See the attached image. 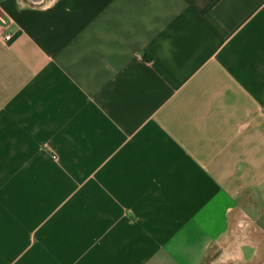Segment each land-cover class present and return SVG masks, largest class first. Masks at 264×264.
<instances>
[{
    "label": "crops",
    "instance_id": "crops-1",
    "mask_svg": "<svg viewBox=\"0 0 264 264\" xmlns=\"http://www.w3.org/2000/svg\"><path fill=\"white\" fill-rule=\"evenodd\" d=\"M261 201L264 0H0V264H255Z\"/></svg>",
    "mask_w": 264,
    "mask_h": 264
},
{
    "label": "rangeland",
    "instance_id": "rangeland-1",
    "mask_svg": "<svg viewBox=\"0 0 264 264\" xmlns=\"http://www.w3.org/2000/svg\"><path fill=\"white\" fill-rule=\"evenodd\" d=\"M259 204L262 208L264 207V201L263 202L261 201ZM244 218L246 220L244 222V224L246 225V227H250L249 228L250 230L254 231V228H257L259 231L258 227H261L260 232H262V230H263V234H260L261 238H262V239H260V243H259L260 255L258 256V258L256 259V262H255V264H259V262L262 261V257L264 255V215L253 216V217H248V218L244 217ZM258 231H257V233H259Z\"/></svg>",
    "mask_w": 264,
    "mask_h": 264
},
{
    "label": "built area",
    "instance_id": "built-area-1",
    "mask_svg": "<svg viewBox=\"0 0 264 264\" xmlns=\"http://www.w3.org/2000/svg\"><path fill=\"white\" fill-rule=\"evenodd\" d=\"M11 34L9 33V34H4V35H2V39H3V41H8V40H10V38H11Z\"/></svg>",
    "mask_w": 264,
    "mask_h": 264
},
{
    "label": "water",
    "instance_id": "water-1",
    "mask_svg": "<svg viewBox=\"0 0 264 264\" xmlns=\"http://www.w3.org/2000/svg\"><path fill=\"white\" fill-rule=\"evenodd\" d=\"M27 1L32 3V4H40V3H42L43 0H27ZM262 264H264V260H263Z\"/></svg>",
    "mask_w": 264,
    "mask_h": 264
}]
</instances>
